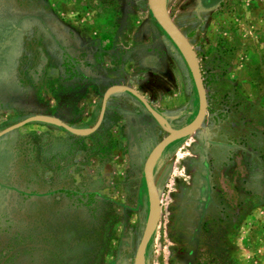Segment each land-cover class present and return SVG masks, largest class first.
Here are the masks:
<instances>
[{"label":"rangeland","instance_id":"1","mask_svg":"<svg viewBox=\"0 0 264 264\" xmlns=\"http://www.w3.org/2000/svg\"><path fill=\"white\" fill-rule=\"evenodd\" d=\"M161 3L198 57L208 111L154 162L161 218L143 264H264V0ZM133 59L152 62L140 80L127 72ZM116 86L136 90L170 130L198 114L191 73L148 0H0V133L35 116L90 130ZM108 101L92 138L47 122L0 137V204L8 165L26 183L24 171L40 172L36 159L54 174L36 172L35 185L80 191L90 204L64 211L62 196L53 200L61 213L49 232L47 199L33 196L26 218L46 222L34 233L38 264H134L152 212L144 165L168 134L132 94L115 90Z\"/></svg>","mask_w":264,"mask_h":264},{"label":"water","instance_id":"2","mask_svg":"<svg viewBox=\"0 0 264 264\" xmlns=\"http://www.w3.org/2000/svg\"><path fill=\"white\" fill-rule=\"evenodd\" d=\"M148 5H149L150 11L154 19L156 20L158 25L163 29V31L167 34V36L171 39L174 45L177 47V49L179 50L182 57L184 58L187 64V67L191 73V76H192V79H193V82H194V85H195V88L198 94V99H199L198 114L192 123L176 131L170 130L164 126L161 118L156 114L153 108L149 105V103L142 96H140L137 92H135L131 88L124 87V86H116V87H112L108 89L107 92L105 93L99 120L96 126L90 130H87V131L76 130L74 128L67 126L61 120L54 118V117L35 116V117L28 118L18 124H15L0 133V137H2L30 123L47 122V123H50V124H53V125H56L58 127L65 129L66 131H68L74 136L87 137L95 133L101 126L104 113H105V109L107 106V101L113 91L123 90L135 96L145 106L147 111L153 116V118L157 121L159 126L165 132H167L168 135L159 144H157L154 147V149L149 154L145 162V165H144V170H143L144 179H145V182H146V185L148 187L150 197H151L152 212L149 217L146 228L144 230L141 241L139 243V246L137 248L136 255L134 258V264H143L147 246L161 218V201H160L159 192L157 190L155 180H154V175H153L154 162L156 158L168 146H170L171 144L179 140H183L185 138H188L194 135L202 127L204 120L206 118V115H207V111H208L207 94H206V90H205V86H204V82L202 78V73H201L198 57L193 47L191 46L189 41L186 39V37L182 34V32L179 30V28L175 25L171 17L168 15L163 4L161 3V0H148Z\"/></svg>","mask_w":264,"mask_h":264},{"label":"trees","instance_id":"3","mask_svg":"<svg viewBox=\"0 0 264 264\" xmlns=\"http://www.w3.org/2000/svg\"><path fill=\"white\" fill-rule=\"evenodd\" d=\"M38 139L35 143H38ZM32 149L37 150L35 148V145H33ZM34 155V154H32ZM50 158L49 160L54 162L55 158L53 155V152H50ZM29 164L33 165L34 168H32L33 171L36 170L35 165L32 163V160L29 161ZM36 165L37 170L40 172H46L49 171L48 169H45L41 167V165L38 163V160L36 159ZM10 172V170H9ZM40 173L38 171L35 172H28L24 171L23 175L26 177L27 182L23 183L20 177H17L19 182H21L23 185L18 186L19 188H15V191L19 192L20 194L28 195L26 198H28L30 201L27 205L23 208H18L16 206V203L14 204V212L16 215L13 217V220L7 221L8 225L7 227L12 230V232H0V264H38V260L42 257V244L36 241L39 236L37 234H34L35 232H40L39 226L41 224H46L45 221H43L41 218L36 219L33 222H29L26 218L27 213L29 212H35L36 208L32 205L33 196H39V195H45L47 199V203L49 204V208L47 211L49 215V221L50 224L47 226L49 232H56L54 230L56 221L60 217L61 210L51 207L53 200L58 199L59 196L63 201H67L66 207L68 208L65 210V207H63L64 211H70L71 209L74 210H80L81 212L83 210L88 209L89 203L83 202L84 199H86L87 196H82L83 193L80 195V191H78L79 195L77 201L70 204V198L73 196H76L74 194H71L69 192H63L60 189H54V188H48L45 186H42L40 184L34 183L35 178L37 177V173ZM52 172V171H49ZM11 175L14 177L13 172H10ZM54 174V172H52ZM84 189V188H83ZM82 190V189H80ZM93 197V196H92ZM94 198V197H93ZM70 205V207H69ZM17 208V209H16ZM38 214L41 213L40 209L37 208ZM48 221V222H49ZM55 223V224H54ZM6 228H3L1 230H4ZM44 232V231H42ZM92 249L86 248L84 251H89ZM14 254L11 255L10 254ZM70 253H75L73 249L70 250Z\"/></svg>","mask_w":264,"mask_h":264},{"label":"flooded vegetation","instance_id":"4","mask_svg":"<svg viewBox=\"0 0 264 264\" xmlns=\"http://www.w3.org/2000/svg\"><path fill=\"white\" fill-rule=\"evenodd\" d=\"M131 56H132V54H131ZM129 57H130V54L128 55V53L122 54L121 62L123 64V67L125 66L126 63H129L130 62L131 58H129ZM95 59L96 58L94 57V54L91 53V57H90V60H89L88 71L91 72V76L92 77H93V73L95 71V69H94L95 67L93 65L94 64L93 61H95ZM153 62H154V59H153ZM151 63H152L151 61H147V60L142 61L141 60L137 64L134 61V59H133L132 60V63H130V64H133V66H132L133 68L127 69V72H128L129 75L136 77L137 80H140V77L142 76L141 75V68H142V66L143 67H146V69H147V68H149V67L152 66ZM92 86H93V84H92ZM134 91L137 92L136 90H134ZM102 104H103V100H102ZM102 104H101V108H100V111H99V117H100L101 110H102ZM110 106H111V104L109 103V101H107V106H106V109H105V113H104V117H103V122H104L105 117H107V114L109 113ZM95 134L100 135V132H95V133L91 134L90 135L91 138L93 136H95ZM96 145L98 146V143H96ZM74 147H76V146H74ZM92 147H93V142H92V145L90 146V148L87 147V149L93 150ZM54 157L56 159V154H55ZM68 158L71 159L72 158V155L70 154L68 156ZM8 166L9 167H7V170H6V173H5V179L7 181L6 184L9 185V188H5L6 187V184H5V187H3V188L6 189L7 191H9V193L6 194V197H5L4 202L1 203L2 205L0 204L1 207L3 206V209L5 211V213L3 212L2 215H1V217L3 219V223L0 224V232H12V230H10L7 227V225H8L7 221L13 220V217L16 215V213L14 212V210H12V209H14V204L16 203V206L19 205L18 208H23L30 201L28 198H26L28 195L20 194L19 192L15 191V188H19L16 184H14V182H17L16 180H18V178L16 176L13 177L11 175V173H10L12 171V167H10L11 164H9ZM9 170H10V172H9ZM44 198H46V197L44 196ZM3 199H4V197H3ZM77 199H78V196L77 195L76 196H73L72 198H70V204H72L75 201H77ZM65 202H67V201H65ZM3 228H6V229L1 230Z\"/></svg>","mask_w":264,"mask_h":264}]
</instances>
